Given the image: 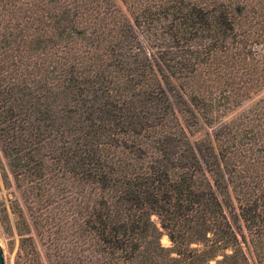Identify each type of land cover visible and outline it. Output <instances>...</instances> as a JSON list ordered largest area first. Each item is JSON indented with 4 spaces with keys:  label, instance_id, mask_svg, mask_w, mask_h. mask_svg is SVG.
I'll return each mask as SVG.
<instances>
[{
    "label": "trees",
    "instance_id": "16d2710c",
    "mask_svg": "<svg viewBox=\"0 0 264 264\" xmlns=\"http://www.w3.org/2000/svg\"><path fill=\"white\" fill-rule=\"evenodd\" d=\"M11 6L32 262L264 264V99L228 119L264 89V0Z\"/></svg>",
    "mask_w": 264,
    "mask_h": 264
},
{
    "label": "rangeland",
    "instance_id": "374dc122",
    "mask_svg": "<svg viewBox=\"0 0 264 264\" xmlns=\"http://www.w3.org/2000/svg\"><path fill=\"white\" fill-rule=\"evenodd\" d=\"M18 5L20 6V4ZM13 12L11 0H0V120L2 121L0 123V250L3 252L5 264H38L36 261L32 262L34 245L31 238H36L37 234L26 202L27 193L22 186L23 177L20 178L17 175L14 158L11 160L5 153L14 147L10 140V134L7 132L5 119L8 111L7 103L12 90L8 74L10 49L15 46V43L18 42L17 38L21 36V32L17 28V15H14ZM36 35L39 38L40 33L36 32ZM32 47H36V43ZM262 99H264V89H256L250 98H243L239 103H234L233 110L228 112V119H234L247 113ZM17 112L18 125L23 127L22 119L25 116L22 111ZM206 131L209 129H205L201 133L204 135ZM196 137L199 138L201 135L198 134ZM153 220L160 227L156 216L153 217ZM161 244L165 248L172 247V242L166 234L162 236ZM66 254V262H69L67 251ZM211 264H215V262Z\"/></svg>",
    "mask_w": 264,
    "mask_h": 264
},
{
    "label": "water",
    "instance_id": "95a60500",
    "mask_svg": "<svg viewBox=\"0 0 264 264\" xmlns=\"http://www.w3.org/2000/svg\"><path fill=\"white\" fill-rule=\"evenodd\" d=\"M0 264H5L3 252L0 250Z\"/></svg>",
    "mask_w": 264,
    "mask_h": 264
}]
</instances>
